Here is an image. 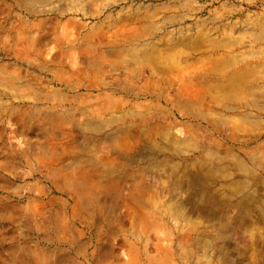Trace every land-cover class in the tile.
I'll return each mask as SVG.
<instances>
[{
	"label": "rangeland",
	"instance_id": "1",
	"mask_svg": "<svg viewBox=\"0 0 264 264\" xmlns=\"http://www.w3.org/2000/svg\"><path fill=\"white\" fill-rule=\"evenodd\" d=\"M0 264H264V0H0Z\"/></svg>",
	"mask_w": 264,
	"mask_h": 264
}]
</instances>
